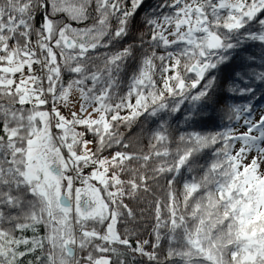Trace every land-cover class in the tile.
Instances as JSON below:
<instances>
[{
  "label": "snow or ice",
  "instance_id": "6c2138e0",
  "mask_svg": "<svg viewBox=\"0 0 264 264\" xmlns=\"http://www.w3.org/2000/svg\"><path fill=\"white\" fill-rule=\"evenodd\" d=\"M143 3L0 0V264H264V111L251 103L264 71L234 70L249 102L228 119L242 124L173 137L164 118L264 48V0H160L128 74ZM144 116L158 127L137 147ZM132 201L151 209V239Z\"/></svg>",
  "mask_w": 264,
  "mask_h": 264
},
{
  "label": "trees",
  "instance_id": "16d2710c",
  "mask_svg": "<svg viewBox=\"0 0 264 264\" xmlns=\"http://www.w3.org/2000/svg\"><path fill=\"white\" fill-rule=\"evenodd\" d=\"M160 0H144V3L139 10L138 14L134 18V24L131 27L129 37L123 42L122 46H127L128 44H133L135 58L130 59L127 64V73L131 74L136 70L139 62V57L141 55V49L139 48L138 36L141 32L147 31L143 24V19L150 15L153 10H156L157 5ZM264 55V48L260 47L258 43L250 44L248 51L242 52L241 57L244 58L246 63H252V68H245L240 70L237 65L241 62V57H237L230 64L222 66L220 71L215 74L220 82L219 87L212 94L211 98L206 102H193L191 99L185 100V102L180 106V112L175 114H165L164 118L168 121V132L176 137L181 133H187L192 131L208 133L224 131L228 127H235L240 122L229 121L228 117L231 115L228 108L232 105H243L249 101L242 99L239 93H234L231 91L234 83H239L242 87L243 84L232 79L234 70L236 71H247L251 73L252 71L260 72L264 71V61L261 60V56ZM251 58V59H250ZM126 82V78H125ZM244 82H249L247 77L244 78ZM259 83V82H257ZM264 89H260L256 92V96L251 100V103L255 106V115L258 118L260 111H264V98H261V94ZM195 90H193V94ZM219 98V103L217 99ZM199 109L204 119L197 117V122L192 123L191 120L185 121L186 116L190 114L191 111ZM158 117H140L139 120L132 125L131 141L137 147H146L148 139L153 131L158 127L157 121ZM241 130H243L241 128ZM161 185H164V180L160 181ZM131 206L137 212L138 223H139V233L141 239H151L150 233L154 224L152 218L151 209L144 202L132 201ZM141 209H143V214L141 215Z\"/></svg>",
  "mask_w": 264,
  "mask_h": 264
}]
</instances>
